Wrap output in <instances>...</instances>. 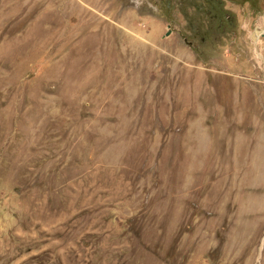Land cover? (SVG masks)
Instances as JSON below:
<instances>
[{
  "label": "rangeland",
  "instance_id": "obj_1",
  "mask_svg": "<svg viewBox=\"0 0 264 264\" xmlns=\"http://www.w3.org/2000/svg\"><path fill=\"white\" fill-rule=\"evenodd\" d=\"M0 264H264V0H0Z\"/></svg>",
  "mask_w": 264,
  "mask_h": 264
}]
</instances>
